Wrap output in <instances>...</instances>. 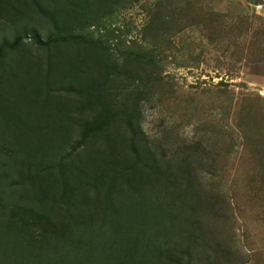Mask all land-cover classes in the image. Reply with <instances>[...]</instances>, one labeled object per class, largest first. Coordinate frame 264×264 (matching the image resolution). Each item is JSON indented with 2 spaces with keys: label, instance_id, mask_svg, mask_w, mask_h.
Returning a JSON list of instances; mask_svg holds the SVG:
<instances>
[{
  "label": "rangeland",
  "instance_id": "1",
  "mask_svg": "<svg viewBox=\"0 0 264 264\" xmlns=\"http://www.w3.org/2000/svg\"><path fill=\"white\" fill-rule=\"evenodd\" d=\"M57 2L62 6L56 26L41 3L0 0V43L6 44L0 103L25 107L23 114L36 106L43 121L59 129L48 142L51 150L35 157L41 161L36 172L42 173L35 183L48 187L39 203L40 194L32 196L29 188H10L18 169L9 152L17 144L0 105V191L18 195L0 200L8 217L14 205L33 206L58 225L51 236L56 240L70 232L59 223L76 225L72 235L90 257L81 264L95 260L99 243L105 264H127L128 251L133 264H168L172 236L184 247L188 231L195 237L207 232V241L231 248V260L216 249L210 264H264V0ZM88 7L97 20L90 17L86 24L82 10ZM23 86L43 90L34 106L17 95ZM88 123L100 129L74 153ZM133 143L143 150L139 163ZM90 169L118 179L105 214L93 186L80 193L65 179L66 171L71 181ZM23 194L28 200H17ZM172 202L182 211L174 212L173 233ZM94 215L97 223L90 221ZM29 229L35 237L47 233ZM2 231L0 264H6L4 253L24 264L33 258L35 264H56L55 251ZM167 242L170 250L163 248ZM214 243L198 251L210 253ZM187 262L182 255L181 264Z\"/></svg>",
  "mask_w": 264,
  "mask_h": 264
},
{
  "label": "trees",
  "instance_id": "2",
  "mask_svg": "<svg viewBox=\"0 0 264 264\" xmlns=\"http://www.w3.org/2000/svg\"><path fill=\"white\" fill-rule=\"evenodd\" d=\"M32 4L35 6L40 7V3L44 6L43 9V14L47 18L51 19L54 21V23L58 24V21L54 19V16L56 15V11L58 8H60L62 5H60L58 2L56 3V0H32ZM81 1H79L80 3ZM95 3V2H94ZM77 10H80V6H76ZM82 17L86 21V24L90 23V17L92 18L91 15H94L93 11L91 10L90 7L87 9L84 8L82 10ZM82 17L79 19L82 20ZM93 20H97V18H92ZM92 20V21H93ZM93 26V25H91ZM20 40V37L17 36L16 40L14 41L17 42ZM33 40L39 44V45H46V42H41L38 39L33 38ZM49 41V40H48ZM6 48V44L0 43V54L3 53V51ZM143 55V54H142ZM144 57H147L143 55ZM144 57H139V58H144ZM36 83L32 80L29 85L34 86ZM32 86H27V87H22L19 89L20 92L17 93L18 96H21L23 100H26V103L34 106L35 103L40 101L41 96L43 95V90L37 89L36 88L34 91L31 90ZM26 89V91H25ZM33 92H31V91ZM42 94V95H41ZM16 93L13 94L15 96ZM33 103V104H32ZM2 105L4 111V115L2 116V119L7 123V126H10V123L13 124V128H11V132L13 137L11 136L12 140H14L17 144V148H14L12 152L10 151V157L12 158V162L18 169V173L16 175V178L13 180V183L11 182L10 188H18V189H24L25 191L27 188L29 190H32V196H37V194H40L43 190L48 188L47 186L41 185V182L35 183L34 179H38L40 174L42 173H37L36 171L39 170V165L41 164V161L37 160L35 158L38 155H41L43 152L44 154H47L49 151V148L51 150V147H49V141L52 140V138H55L58 135V128H55L54 126L48 125V123H45L38 111L36 106L32 107L34 109H30L23 114L22 112L24 111L25 107L22 108H14L13 105L10 104L9 102H6L4 104L0 103ZM13 109V110H12ZM27 110V109H26ZM12 114V116H11ZM100 129V126L97 125L96 123H88L84 125L81 128V138L80 141L77 142L76 146L72 148L73 152L76 153L78 148L81 146V144L85 141L87 137H89L91 134H96ZM132 155L134 158L138 161L139 163V156L140 153L143 150H140L139 146L137 143L132 144ZM53 150V149H52ZM54 155H56V158L59 156V152L57 150H54ZM104 157V156H102ZM43 162V161H42ZM117 162V161H116ZM84 165L88 166L87 163H83ZM63 165V164H62ZM100 169H103V167L96 166ZM86 168H83L85 170ZM90 175L87 173V171H82V173H75L71 177V181H69V177H67V174L69 172L66 171L65 179L69 183H76L78 185V190L83 188L85 191V187L87 188L88 186H93L95 189V192L97 196L103 199L104 205L103 209L100 211L101 214H105L106 208L107 210L109 209V204L112 202V194H114L115 190V184L117 183L118 179H116V176L112 177L113 174H111L109 177L105 176L102 174L103 172H98V171H88ZM5 173H0V183L4 180ZM50 180V179H48ZM35 183V184H34ZM173 183V182H172ZM13 189V190H14ZM77 189V187H76ZM2 190V189H0ZM9 192H1L0 191V200H7L9 202V199H14L17 196ZM65 189L62 191V194H65ZM104 191V192H103ZM75 192V191H72ZM6 193V194H5ZM5 194V195H4ZM27 194H23L22 197H18L17 200L19 201H24L28 200ZM42 194L39 196V203L42 202L40 199ZM2 198V199H1ZM146 198V197H145ZM144 198V200H145ZM69 200V199H67ZM148 200L151 202L153 201L150 197H148ZM11 203V202H10ZM16 203V202H12ZM67 205L69 203H66ZM73 206L76 207L77 209H81V207H77V204H72ZM165 207L167 206L166 204L164 205ZM145 207V206H144ZM175 210H179V206H175L174 203L172 202V233L176 232V229L178 228L177 226V218L175 215ZM37 211L35 207L30 206L27 207V209L23 210V206L20 205H14L11 210H10V216L8 217L9 213V208L8 206L6 207L5 204L0 205V231L7 228L9 231H13L15 234H17L20 238H24L29 244H34L38 242V245L40 246L38 250H43L44 252H48L49 250L55 251L52 252L51 254L55 257L56 264H68L70 260L74 259L76 256L80 254V257L78 261L75 264H81V261H85V258L87 257L88 259L90 258L87 251L84 249L86 245L80 243L81 239L77 237L74 234L76 232L75 226L73 225L70 227V223H65L62 221L59 223L60 230L67 229L68 235H64L62 233L59 237H56V239L52 238L53 233L59 232L58 225L55 223L50 222L47 220L45 214H37ZM182 212V211H181ZM44 217V221L42 218ZM91 222L92 223H97L99 219L94 216H90ZM127 217V216H124ZM10 218V219H9ZM182 223L179 224V226ZM30 226L32 227H40V230L46 231V234H42L41 236L35 237L34 235L30 234ZM185 226V225H184ZM179 231V230H178ZM177 231L176 236L181 235L185 233L183 230L181 233ZM181 231V230H180ZM187 232V231H186ZM61 233V232H60ZM170 235V231H168ZM188 235H184L187 239V244L184 245V247L181 245L182 241H179V239L174 236H172V258H166L168 255L164 256V261L169 264V262L172 260V264H181V258L183 256H187L188 258V264H197L195 261L197 260H203V264H210V260L213 253H216V249H223L222 256H224V261H229L231 260V248L227 245H224L223 243H214L212 241H207L206 239V233L200 234L199 236L195 237L192 236L191 231L187 232ZM3 231L0 233V237L4 238ZM126 238V237H125ZM128 240V239H127ZM162 242L166 241V237L161 238ZM211 243H214L215 246L212 247V250L210 253H204L200 252L198 250L205 249L208 245ZM164 245V249L170 250L171 246L167 242ZM61 247V251H58ZM104 246L102 243L97 244V250H98V256L95 258V260L91 264H105L102 262L100 254L103 252ZM157 257L159 259H163V254H158ZM231 257V258H230ZM52 257L49 259V261H52ZM126 260L127 264H133V254H131L129 251L126 255ZM3 261H6V264H24L22 261L9 257L6 253L3 254ZM215 261V260H213ZM36 258L32 259L31 264H35ZM213 264H219L218 261H215Z\"/></svg>",
  "mask_w": 264,
  "mask_h": 264
}]
</instances>
